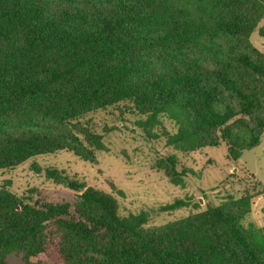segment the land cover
Here are the masks:
<instances>
[{
  "label": "trees",
  "instance_id": "1",
  "mask_svg": "<svg viewBox=\"0 0 264 264\" xmlns=\"http://www.w3.org/2000/svg\"><path fill=\"white\" fill-rule=\"evenodd\" d=\"M263 19L264 0H0V171L61 151L92 163L102 135L84 118L118 105L148 139L179 153L223 143L237 162L264 133V54L249 41L255 29L264 40ZM177 164L169 155L156 167L183 186ZM8 185L0 264H41L51 241L55 264H264V227L244 224L248 191L147 226V212L120 215L111 194L76 179L66 181L72 202Z\"/></svg>",
  "mask_w": 264,
  "mask_h": 264
},
{
  "label": "rangeland",
  "instance_id": "2",
  "mask_svg": "<svg viewBox=\"0 0 264 264\" xmlns=\"http://www.w3.org/2000/svg\"><path fill=\"white\" fill-rule=\"evenodd\" d=\"M262 25L264 19L258 24ZM249 41L264 54V40L258 36L257 29L251 33ZM138 118L124 105L95 111L84 118L94 132L102 135V149L96 151L92 163L67 151L42 155L0 171V185L9 182L8 189L12 193L31 200L72 202L78 198V193L68 189L66 181L76 179L85 187L111 194L118 202L120 215L147 212V226L185 217L204 209L207 203L219 204L227 196L238 198L248 191L252 195L251 210L244 224L264 227V133L257 146L243 150L237 162H233L228 159L223 143L179 153L166 146L161 137L148 139L136 126ZM164 126L169 132L173 131L167 122ZM169 155L176 157L178 171H185L183 186L171 184L156 167L158 159ZM49 168L62 171L63 179H47L45 171ZM176 199H184L188 205L173 211L159 210ZM6 260L7 264H23L14 255H8ZM35 262V259L31 261ZM55 262L56 244L51 241L48 259L41 264Z\"/></svg>",
  "mask_w": 264,
  "mask_h": 264
}]
</instances>
